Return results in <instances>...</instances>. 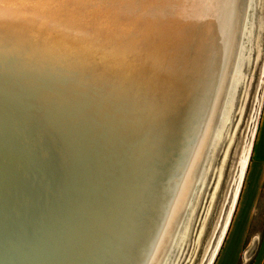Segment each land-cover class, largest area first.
<instances>
[{"label": "bare ground", "instance_id": "obj_1", "mask_svg": "<svg viewBox=\"0 0 264 264\" xmlns=\"http://www.w3.org/2000/svg\"><path fill=\"white\" fill-rule=\"evenodd\" d=\"M250 2L0 0V264L163 263Z\"/></svg>", "mask_w": 264, "mask_h": 264}, {"label": "rangeland", "instance_id": "obj_2", "mask_svg": "<svg viewBox=\"0 0 264 264\" xmlns=\"http://www.w3.org/2000/svg\"><path fill=\"white\" fill-rule=\"evenodd\" d=\"M250 3L235 53L238 78L161 264H251L258 255L260 235L249 233L255 212L243 205V190L264 96V0Z\"/></svg>", "mask_w": 264, "mask_h": 264}, {"label": "crops", "instance_id": "obj_3", "mask_svg": "<svg viewBox=\"0 0 264 264\" xmlns=\"http://www.w3.org/2000/svg\"><path fill=\"white\" fill-rule=\"evenodd\" d=\"M249 153L248 171L243 190V205L253 206L255 212L253 230L249 233L254 236V240L260 235L259 252L251 264H264V224L260 227L255 226L256 220H264V96L260 119Z\"/></svg>", "mask_w": 264, "mask_h": 264}, {"label": "water", "instance_id": "obj_4", "mask_svg": "<svg viewBox=\"0 0 264 264\" xmlns=\"http://www.w3.org/2000/svg\"><path fill=\"white\" fill-rule=\"evenodd\" d=\"M213 136H214V135H213ZM212 139H213V138H211V140H210L209 147H210V144H211V142H212ZM203 161H204V158H203L202 162H203Z\"/></svg>", "mask_w": 264, "mask_h": 264}]
</instances>
